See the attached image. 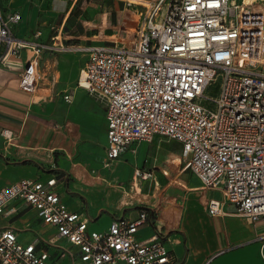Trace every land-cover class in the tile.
I'll use <instances>...</instances> for the list:
<instances>
[{"label":"built area","instance_id":"built-area-1","mask_svg":"<svg viewBox=\"0 0 264 264\" xmlns=\"http://www.w3.org/2000/svg\"><path fill=\"white\" fill-rule=\"evenodd\" d=\"M148 5L130 43L69 47L60 32L52 46L16 38L13 27L21 15L4 16L0 7V65L12 46L17 55L28 50L18 87L33 96L44 51L86 54L78 83L106 105L105 166L133 143L151 142L155 136L177 140L184 168L204 188L219 189L238 215L264 224V0H155ZM217 80L220 92L212 98L206 89ZM64 98L72 102L71 94ZM2 135L11 141V131ZM57 185L58 178L51 176L1 188L0 215L33 208L68 246L52 240L49 246L25 244L13 229H4L0 264H56L65 258L73 264H175L163 233L139 237L148 211L135 220L115 219L105 231H90L88 220L62 201ZM223 204L209 200V212L219 214Z\"/></svg>","mask_w":264,"mask_h":264},{"label":"crops","instance_id":"crops-1","mask_svg":"<svg viewBox=\"0 0 264 264\" xmlns=\"http://www.w3.org/2000/svg\"><path fill=\"white\" fill-rule=\"evenodd\" d=\"M61 1L50 0V4L38 5L31 0H5L0 7L4 16L21 15V21L13 27L16 38L44 43L43 40L53 35L42 34L36 29L40 12L43 9L50 11L48 13L62 29L77 2H72L66 11L65 6H60ZM103 26L107 28L109 23L104 20ZM14 48L4 50L0 65V189L23 179L46 180L56 176L62 201L88 220L90 231H105L118 218L135 220L141 211L146 210L149 220L139 228V237L148 238L156 231L163 233L175 264H264L262 221L252 222L238 215L236 207L225 202L221 191V197L217 198L214 196L217 189L204 188L191 171L190 175L183 174L188 170L184 165L158 190L165 201L158 199L156 190L142 193L139 189L137 193L135 186L139 182L143 185L158 183L159 171L156 172V165L145 169L138 167L145 156H149L146 146L138 142L128 146L121 155L122 159L105 166L106 105L97 99L93 101L82 91L76 92L74 97L70 91L58 87L62 83L59 79L63 78L59 76L60 72L73 74L72 68L69 69L72 58L44 51L38 71L40 73L41 64L46 66L48 71L44 80L47 86L39 83L37 94L31 96L18 87L28 50H21L17 55L13 53ZM62 55H72L78 62L82 60L81 73L87 62L86 54L66 51ZM66 94H71L72 102L65 100ZM3 130L12 132L10 142L3 137ZM97 136H101L103 153L84 144L86 139ZM150 155L156 164L158 156L163 165L172 156H179V167L182 162L184 164L181 143L170 152L153 149ZM116 161L115 167L109 169ZM137 170L152 176L143 179L137 176ZM174 184L180 186L172 189ZM212 199L224 202L217 215H212L208 209V202ZM8 228L13 229L18 240L25 244H44L52 240L57 245L68 246L65 240L57 237L56 228L45 225L30 207L21 206L15 216L0 215V231ZM46 243L44 245L49 246ZM70 250L78 252L76 247L71 246ZM50 251L54 254L56 248L52 245ZM56 264L73 263L70 258H65ZM74 264L80 262L77 260Z\"/></svg>","mask_w":264,"mask_h":264},{"label":"rangeland","instance_id":"rangeland-1","mask_svg":"<svg viewBox=\"0 0 264 264\" xmlns=\"http://www.w3.org/2000/svg\"><path fill=\"white\" fill-rule=\"evenodd\" d=\"M34 1V4H50V0H31ZM75 0H68V1H61L60 6H65L66 11L70 8V5ZM155 0H140L136 3H130L128 0H77L76 4L72 9V13L68 21L64 24L61 29V25H58L55 19L50 16V11H43L40 12V15L36 21V29L41 31L42 34L52 33V38L43 40L44 43L40 44H47V45H54L55 37L59 33L60 29L62 30V43L64 46H76L82 44H93V43H109V44H128L132 41L135 37L136 32L140 25L144 22L146 10L149 7L148 2H153ZM5 0H0V5L3 7ZM50 10V9H48ZM106 20L109 23L107 28H104L103 22ZM31 32V31H30ZM41 39V38H40ZM42 42V39H41ZM60 45V43H57ZM54 52V56L62 57V56H69L72 58L70 61V68H72V73H64L60 72L59 83L58 80V87L64 90L70 91L74 97L76 92L82 91L86 93L93 101H97L95 97L88 94L84 88L80 87L79 85V74L80 68L82 66L81 61H76L75 57L72 55H62V51H52ZM68 70V68H65ZM48 70L46 66H42L40 68V84L47 86V81L45 73ZM220 92V80L215 81L211 85H209L206 89V94L212 98H216ZM61 97V96H60ZM59 100H61L59 98ZM62 101V100H61ZM63 104V103H62ZM210 106V105H209ZM66 107H68L66 105ZM146 146L147 154L149 156H145L143 163L138 166L139 168L145 169L146 167H150L156 165V172L159 171V180L158 183L153 184H144L139 182L136 185L137 193L140 191L143 192H153L156 190L155 195L158 197L159 200L165 201V197L161 194H158V190L161 186L166 184L171 177H173L180 169L183 167V162L179 167V156H172L167 160V164L163 165L161 157L158 156V163H155V159L151 158V152L153 149L156 151H168L175 149L176 145H180V142L177 140L169 139L162 136H156L152 142L149 144L140 143ZM85 145H90L95 149H98L100 152L103 153V143L101 136H97L94 139H86L84 141ZM137 144V143H136ZM94 153V152H93ZM101 153V154H102ZM95 154V153H94ZM123 157L120 156L119 159ZM119 161V160H118ZM114 164L113 167L109 169H113L117 162ZM168 165V166H166ZM167 167L165 169L164 167ZM142 172V171H141ZM190 170H186L183 174L190 175ZM139 178V177H138ZM141 181V180H140ZM129 183H126L127 190H129ZM180 185L174 184L173 188H177ZM140 189V191H139ZM214 196L217 198L221 197L220 190L217 189Z\"/></svg>","mask_w":264,"mask_h":264}]
</instances>
